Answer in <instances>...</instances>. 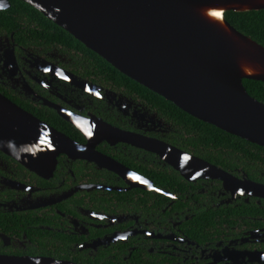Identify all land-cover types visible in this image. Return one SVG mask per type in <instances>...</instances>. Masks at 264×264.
Segmentation results:
<instances>
[{"label":"flooded vegetation","instance_id":"af4514ba","mask_svg":"<svg viewBox=\"0 0 264 264\" xmlns=\"http://www.w3.org/2000/svg\"><path fill=\"white\" fill-rule=\"evenodd\" d=\"M6 9L0 8V108L4 97L62 135L45 158L34 146L23 151L18 145L20 158L10 153L16 145L0 149V213L25 215V222L2 225V252L77 264H230L212 263L214 255L240 253L244 262L262 257L264 199L228 200L216 179L160 180L159 173L173 168L146 146L163 141L185 150L172 137V122L52 27L18 11L15 25H8ZM2 114L16 124L22 118L17 108ZM14 132L4 137L16 138ZM104 159L144 176L160 192L131 186ZM252 202L254 214L225 215V221L213 215L218 221L209 224L204 241L182 228L196 213Z\"/></svg>","mask_w":264,"mask_h":264},{"label":"water","instance_id":"95a60500","mask_svg":"<svg viewBox=\"0 0 264 264\" xmlns=\"http://www.w3.org/2000/svg\"><path fill=\"white\" fill-rule=\"evenodd\" d=\"M68 31L120 72L191 114L229 133L264 146V102L250 95L243 79L264 82V46L236 29L227 11L264 10V0H22ZM0 0V8H9ZM0 108V149L16 145L17 158L32 146L49 157L62 134L9 100ZM22 118L5 121L2 111L16 109ZM67 119H69L67 117ZM15 129L16 138L4 137ZM32 130V131H31ZM149 138H146V142ZM166 159L184 179H216L228 200L264 199V183L242 178L169 143L146 146ZM27 149V150H26ZM30 157V156H29ZM31 158H29V161ZM104 166L131 186L159 191L153 182L113 159ZM33 169L29 163L26 164ZM220 254V255H219ZM214 255L212 263H264L244 254ZM0 264H77L46 256L0 254Z\"/></svg>","mask_w":264,"mask_h":264},{"label":"trees","instance_id":"16d2710c","mask_svg":"<svg viewBox=\"0 0 264 264\" xmlns=\"http://www.w3.org/2000/svg\"><path fill=\"white\" fill-rule=\"evenodd\" d=\"M10 7L5 14L6 23L13 25L16 18L13 12L18 11L22 17H28L32 22H39L45 26L52 27L60 37L71 45L82 48V51L88 54L94 61L99 63L103 70L108 71L119 80L132 87L136 92L143 93L151 102L153 108L161 111L167 120L172 122L176 129L172 132V137L178 141L179 145L187 151L193 152L206 159L210 163L221 167L222 169L236 175L239 172L244 173L248 178L264 183V146L250 142L237 135L229 133L211 123L202 121L187 113L173 102L167 100L158 93L150 90L144 85L126 76L101 57L96 52L87 48L82 42L77 40L68 31L47 18L38 9L22 0H9ZM226 19L240 32L251 37L264 46V10L257 11H227ZM15 25V24H14ZM243 84L248 93L259 101L264 102V82L254 79H243ZM161 179H172L178 184H182L184 178L174 169L166 170L157 175ZM257 206L252 202L251 205H228L221 207L218 211H203L196 213L191 219L183 224L184 232L199 241H204L202 236H208L209 224L218 220H213V215H219L221 221H225L223 216L231 217L243 214H254ZM181 209V208H180ZM216 216V217H217ZM16 219H22L25 222V215L20 217L18 214L0 213V230L8 223H16ZM20 221V220H19ZM2 225H4L2 227ZM0 254H5L0 248ZM82 264H86L85 262Z\"/></svg>","mask_w":264,"mask_h":264},{"label":"bare ground","instance_id":"6f19581e","mask_svg":"<svg viewBox=\"0 0 264 264\" xmlns=\"http://www.w3.org/2000/svg\"><path fill=\"white\" fill-rule=\"evenodd\" d=\"M60 139V138H59ZM66 143V142H65ZM62 147V145H60ZM69 152V151H68Z\"/></svg>","mask_w":264,"mask_h":264}]
</instances>
